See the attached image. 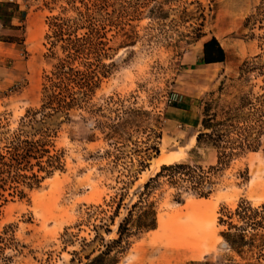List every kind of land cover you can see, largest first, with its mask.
Segmentation results:
<instances>
[{"label": "rangeland", "instance_id": "374dc122", "mask_svg": "<svg viewBox=\"0 0 264 264\" xmlns=\"http://www.w3.org/2000/svg\"><path fill=\"white\" fill-rule=\"evenodd\" d=\"M263 9L264 0H0V151L21 117L40 106L44 77L52 69L45 39L52 18L88 13L111 58L104 61L113 64L109 75L85 112L102 108L107 122L128 110L149 114L130 119L129 141L94 132L89 144L83 139L92 133L93 119L82 112V122L75 114L73 124L52 141L54 150L62 151L63 171L24 190L22 199L7 193L0 199V264H264L262 151L242 155L215 175L207 199L183 193L176 203V192L162 186L151 199L156 227L112 244L139 187L158 171L159 159L203 168L215 164L213 152L195 149L203 105L214 102L222 116L237 108L241 97L264 90V73L240 72L244 62L264 60ZM20 12L23 22L16 18ZM7 15L15 18L9 23ZM251 17L255 21L247 23ZM85 24L75 22L77 35ZM210 37L224 50L221 64L198 62ZM157 124L159 155L135 179L128 178L130 154L144 149ZM124 183L126 197L112 224V199ZM199 201L204 203L195 205ZM230 225L237 249L220 236Z\"/></svg>", "mask_w": 264, "mask_h": 264}, {"label": "trees", "instance_id": "16d2710c", "mask_svg": "<svg viewBox=\"0 0 264 264\" xmlns=\"http://www.w3.org/2000/svg\"><path fill=\"white\" fill-rule=\"evenodd\" d=\"M13 6L18 10L17 5ZM262 13L264 15V9ZM78 16L79 18L69 19L70 21L52 18L48 24L45 39L48 45L47 58L52 61V69L49 76L44 77L39 108L27 111L21 117L18 129L0 151V199L4 197V193L9 197L22 199L25 197L24 190L37 189L55 173L63 171L62 151H55L52 141L64 127L73 124L76 113L82 122L85 120L80 114L82 112L88 113L93 119L90 128L92 133L83 139L86 144L95 141L94 132H98L107 140L129 141L125 128L130 119L146 118L149 115L144 111L128 110L116 116L112 122H107L102 108L85 112L87 101L108 77L113 64L104 63L111 58L105 54L106 44L101 42L99 31L89 24L90 15L79 13ZM14 18V15L6 16L9 23ZM16 18L23 22L25 13L20 12ZM79 20L86 23L80 36L77 35L79 28L75 25ZM251 20L255 21L251 17L246 22ZM256 59H260V56ZM224 61V50L214 37L202 43L199 64H221ZM240 72L241 76L254 72L262 75L264 60L257 64L244 62ZM214 105V102L203 105L201 128L195 137V149L213 152L215 164L207 168L190 162L161 165L158 171L139 187L135 195L137 201L130 204V209L126 210V215L118 223L117 239L112 244L121 245L135 234L156 227V211L151 199L162 186L176 192L173 197L176 203L183 201V193L198 199H207L213 193L212 178L215 175L223 172L234 160L246 153L264 152V90L255 95L241 97L239 106L224 112L222 116L217 114ZM151 133L152 137L147 138L144 149L130 154L131 164L126 175L128 178L135 179L148 167V162L159 155L158 142L161 132L158 130V124ZM127 184L124 183L121 191L112 199L116 204L110 217L112 224L119 216V210L126 197L124 191ZM138 206L139 211L135 213L134 210ZM235 215L241 221L239 211H236ZM230 227L233 226L230 225L220 236L231 249H237V244L230 241L233 236L230 234ZM105 233L110 231L106 230ZM236 237L239 241L243 240V236Z\"/></svg>", "mask_w": 264, "mask_h": 264}, {"label": "bare ground", "instance_id": "6f19581e", "mask_svg": "<svg viewBox=\"0 0 264 264\" xmlns=\"http://www.w3.org/2000/svg\"><path fill=\"white\" fill-rule=\"evenodd\" d=\"M170 162L171 161L169 159H159L157 161V167L159 168L163 164H170ZM203 203H204V201H199V202L195 203V205H200V204H203Z\"/></svg>", "mask_w": 264, "mask_h": 264}, {"label": "crops", "instance_id": "0c3cea01", "mask_svg": "<svg viewBox=\"0 0 264 264\" xmlns=\"http://www.w3.org/2000/svg\"><path fill=\"white\" fill-rule=\"evenodd\" d=\"M211 65H213V64H211ZM214 65H216V64H214Z\"/></svg>", "mask_w": 264, "mask_h": 264}]
</instances>
